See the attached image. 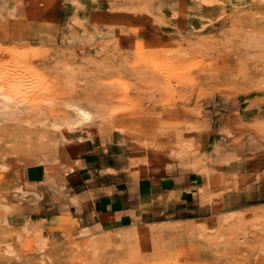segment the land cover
<instances>
[{"label":"rangeland","instance_id":"374dc122","mask_svg":"<svg viewBox=\"0 0 264 264\" xmlns=\"http://www.w3.org/2000/svg\"><path fill=\"white\" fill-rule=\"evenodd\" d=\"M0 39L32 95L0 112V264H264V0H0ZM107 129L137 176L200 171L205 215L36 228L71 132Z\"/></svg>","mask_w":264,"mask_h":264},{"label":"crops","instance_id":"0c3cea01","mask_svg":"<svg viewBox=\"0 0 264 264\" xmlns=\"http://www.w3.org/2000/svg\"><path fill=\"white\" fill-rule=\"evenodd\" d=\"M197 23L192 18L186 27ZM117 135L108 129L71 132L54 187L45 185L30 211L36 228L45 231L67 219L79 230L100 233L174 223L197 212L205 215L209 205L200 194V171L176 166L166 173L137 176L128 167L127 151Z\"/></svg>","mask_w":264,"mask_h":264},{"label":"bare ground","instance_id":"6f19581e","mask_svg":"<svg viewBox=\"0 0 264 264\" xmlns=\"http://www.w3.org/2000/svg\"><path fill=\"white\" fill-rule=\"evenodd\" d=\"M21 83L22 82L18 83L16 81H8V82L0 81V112L1 113L6 114L11 111L15 112L14 110L17 109V107L20 104L27 103L31 99L30 97H32V95L30 93H27L28 89L26 87L25 88L27 90H24V85H22L23 83L22 84ZM28 92H30V90H28ZM48 101L50 102V99ZM71 107L74 109L77 116L73 120L69 121L68 124L70 126L79 127L83 124H88L91 121H93L94 113L88 107L83 106L81 104H71Z\"/></svg>","mask_w":264,"mask_h":264}]
</instances>
